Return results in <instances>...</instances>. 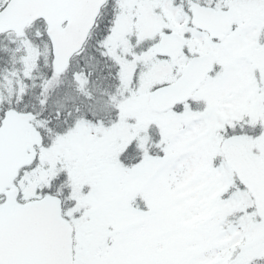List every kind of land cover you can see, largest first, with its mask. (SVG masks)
Segmentation results:
<instances>
[{"label":"snow or ice","instance_id":"1","mask_svg":"<svg viewBox=\"0 0 264 264\" xmlns=\"http://www.w3.org/2000/svg\"><path fill=\"white\" fill-rule=\"evenodd\" d=\"M0 264H264V0H0Z\"/></svg>","mask_w":264,"mask_h":264}]
</instances>
